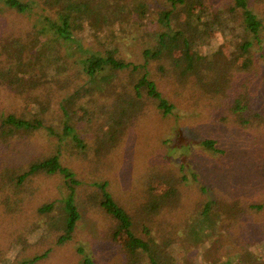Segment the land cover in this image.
<instances>
[{
	"label": "trees",
	"instance_id": "1",
	"mask_svg": "<svg viewBox=\"0 0 264 264\" xmlns=\"http://www.w3.org/2000/svg\"><path fill=\"white\" fill-rule=\"evenodd\" d=\"M100 1L0 0V10L10 9L22 19L34 15L37 25L23 31L26 29L16 24L13 16L0 20V47L16 48L30 43L29 39L37 42L33 38L37 37L42 41L37 54L50 55V63L59 70L54 79L57 89L48 82L28 79L24 83L17 74L16 80L6 78L8 98L14 103L18 99L27 104L31 101L40 108L41 117L26 118V105L17 113L0 102V108L8 110L0 117L2 139L23 137L24 129H44L59 142L70 139L103 175L107 156L142 116L152 110L169 115L177 106L196 105L208 109L224 125L251 131L250 152L254 158L264 159V66L257 54L264 52V0H154L155 6L150 0L126 1L125 6V0H108L112 19L106 10L101 12ZM201 6L209 10L210 19L201 15ZM122 23L129 24L132 40L140 46L136 49L142 56L139 61L114 50L124 29ZM215 25L229 38H236V53L220 49L204 52ZM21 59L18 56V62ZM79 115L93 116L96 125L87 126V120L83 122ZM100 130L105 132L104 140L96 137ZM86 134L91 139L86 140ZM201 144L217 158L216 164L223 169L232 167L227 147L218 139L206 137ZM6 167L7 179L17 191L40 174L62 179L68 193L57 201L60 205L52 200L39 208L48 219L54 218L51 214L59 208L60 216L53 222L62 230L54 239L57 244L76 232L81 218L76 197L84 190L88 205L111 218L112 241L121 243L125 252L121 264H180L175 254L177 231L166 236L173 225L170 217L178 212L188 215L175 225L184 235L193 233L199 240L215 236L220 264H264V195L246 194L249 190L241 175L224 180L225 188L212 186L208 190L213 180L201 179L188 168L198 183L197 191L203 194L189 204V199L184 200L189 195L188 175L180 177L176 170H164L148 180L137 205L131 207L130 201L115 195L107 179L79 177L62 160L61 152L34 154L26 164ZM252 175L250 172L248 177ZM254 182L253 191L261 192L264 173L249 180ZM121 237L125 238L122 242ZM235 252L242 257L237 262L232 259ZM84 263L96 264L90 257Z\"/></svg>",
	"mask_w": 264,
	"mask_h": 264
},
{
	"label": "rangeland",
	"instance_id": "2",
	"mask_svg": "<svg viewBox=\"0 0 264 264\" xmlns=\"http://www.w3.org/2000/svg\"><path fill=\"white\" fill-rule=\"evenodd\" d=\"M126 1L131 2V0L122 1L124 6L127 4ZM100 2L101 12L106 10L112 19L113 15L109 12L111 2L108 0ZM150 3L155 4L154 0H150ZM198 8L204 18L206 16L208 19L211 18L207 8L202 6ZM6 10L10 9L0 10V20L13 16L16 24L26 29L23 31L31 27L36 28L34 15L29 14L22 19L20 16H15L13 11L10 10L8 13ZM4 12L5 15H3ZM122 27L124 29L118 34L114 50L121 51L122 56L127 59L139 61L142 56L136 49L140 46L132 40L129 24H123ZM213 29L214 32L210 38L218 32L222 39L216 50L236 53L238 45L236 38H229L219 31L216 25ZM33 38L37 42L29 39L30 43L18 44L16 48L0 47V60L4 59L3 63H0V102L5 104L8 110H16L17 113L26 105L24 110L26 118L41 117L37 112L40 108L31 101L27 104L25 100L18 99L14 103L9 99L10 88L7 86L6 78L16 80L17 74L24 83L28 82V79L40 82V84L48 82L55 88L54 79L59 77V73L57 74L59 70L55 71V65L50 63L52 57L37 54L38 48L40 49L39 43L42 41L37 37ZM48 44L47 42L44 46ZM49 53L54 55L53 50ZM257 54L260 65L264 66V52L258 51ZM18 56L22 57L19 62ZM36 59H38L37 63ZM16 95L18 94L15 91ZM0 106L2 107L1 103ZM7 111L0 108V117L7 114ZM84 117L83 115L78 116L83 122L87 120V126L96 125L93 116ZM215 119L208 109L196 105L177 106L169 115H163L159 110L149 111L126 132L121 143L107 156L106 167L104 166L106 171L103 175L96 172L91 162L82 157L77 151L79 148L75 149L70 139L66 140L69 142L65 140L59 142L48 136L44 129H24L23 137L17 136L11 140H4L0 137V264H85L84 260L87 257H90L96 264H121L124 260L125 252L122 244L112 241L114 225L111 218L106 212L88 205L90 202L86 199L84 190L77 192L76 197L81 213L76 232L65 243H56L55 237L62 233L61 228L53 226V222L57 221L55 218L60 216L59 208L51 214L55 216L52 219L40 213L39 208L52 200L56 201L57 207L60 205L57 201L68 193L62 185V179L59 176L40 174L33 181L26 182L25 187L20 189L21 191H17L15 184L7 179L6 165L14 167L26 164L33 159L34 154L61 152L62 160L75 169L79 177L88 181L107 179L115 195L126 202L130 201L131 207L137 205V197L148 186V180L169 169V171L176 170L180 177L185 173L188 175L185 184L189 185V195L184 200L189 199V204L197 196H203L202 192L197 191L198 183L193 180L190 168L198 172L201 179L207 177L213 180V184L207 185L208 190L212 186L213 188H225L227 184L224 180L231 177H243L242 180L245 182L243 185L246 190H249L246 194L260 198L264 195V183L260 185L261 192L257 193L252 189L255 188V182L251 184L249 180L260 172L264 173V159L254 158L250 152L248 140H250L251 131L249 134L247 129L227 126ZM104 136L103 130L96 133L97 139L104 140ZM84 137L86 140L91 139L89 134ZM206 137L216 138L227 147V156L232 161L231 168L223 169L216 164L217 158L203 149L201 141ZM230 149L231 152H229ZM91 154L93 155L94 152L91 151ZM183 165L184 168H182ZM250 172H253V175L248 177ZM208 193L213 194L209 191ZM187 216L185 212H178L170 219L173 220L175 227L176 224H182L181 221ZM173 225L167 229L166 236L177 231L175 235L177 236V248H175L177 263L220 264L216 259L218 256L215 236L199 240L193 233L184 235L182 228L179 226L173 228ZM120 240L122 242L125 238L121 237ZM45 251L48 252L43 257L30 261L35 255ZM240 257L235 255L232 259L237 262Z\"/></svg>",
	"mask_w": 264,
	"mask_h": 264
},
{
	"label": "clouds",
	"instance_id": "3",
	"mask_svg": "<svg viewBox=\"0 0 264 264\" xmlns=\"http://www.w3.org/2000/svg\"><path fill=\"white\" fill-rule=\"evenodd\" d=\"M222 42L220 34L217 32L214 37L209 38V43L204 47V52L215 51L218 45Z\"/></svg>",
	"mask_w": 264,
	"mask_h": 264
}]
</instances>
